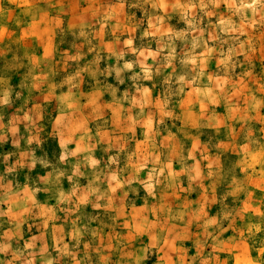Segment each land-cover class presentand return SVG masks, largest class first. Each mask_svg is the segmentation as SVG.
Instances as JSON below:
<instances>
[{
    "label": "rangeland",
    "instance_id": "obj_1",
    "mask_svg": "<svg viewBox=\"0 0 264 264\" xmlns=\"http://www.w3.org/2000/svg\"><path fill=\"white\" fill-rule=\"evenodd\" d=\"M0 264H264V0H0Z\"/></svg>",
    "mask_w": 264,
    "mask_h": 264
}]
</instances>
